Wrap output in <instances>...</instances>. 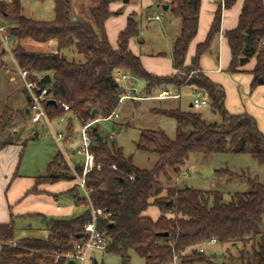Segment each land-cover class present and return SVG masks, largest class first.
<instances>
[{
	"label": "trees",
	"instance_id": "trees-1",
	"mask_svg": "<svg viewBox=\"0 0 264 264\" xmlns=\"http://www.w3.org/2000/svg\"><path fill=\"white\" fill-rule=\"evenodd\" d=\"M51 1L55 15L51 21L25 17L17 1L10 4L0 2V19L10 26L16 41L13 57L17 65L37 76L50 77V84H47L49 96L55 103H44L50 120L64 114L62 104L69 106L81 125L109 117L117 109L123 90L114 79L116 71L144 81L146 97H153L169 87L180 90L191 86L204 94L212 113L219 117L215 122H207L200 113L192 111L152 109L155 115L174 121L175 138L170 140L162 130L140 132L136 150L157 156L150 170L137 168L132 158L125 157L120 148L109 146L104 138L97 141L94 135L91 151L100 170L89 172L85 185L91 190L92 207L106 215L98 220V229L108 238L105 251L119 255L122 264H130V251L145 264H172L176 258L186 264L204 260L203 253L196 251L187 262L184 261L186 256L182 255L211 238L220 244H236L260 236L259 251L248 255L245 264H264V234L260 232L264 219V184L250 180L246 192L237 193L225 202L219 192L178 189L172 182L192 154H248L257 163L264 164V135L255 119L246 113L227 112L223 87L212 82L199 69L200 57L209 50L220 32L222 11L230 9L236 0H223L219 5L207 37L197 45L189 66H185V59L197 32L200 0H169L166 5L170 14L181 21V29L172 49L173 67L178 73L167 77L149 74L139 57L129 50V41L138 35L133 19H129L126 29L119 34L117 48L109 44L104 23L116 15L108 7L118 0H99V4L90 9L93 25L71 20L69 0ZM249 28L251 34L246 33ZM225 38L231 52L228 71L239 72L238 68L255 58V66L250 72L253 77L251 88L261 84L260 80L264 85V0H245L238 26L227 31ZM23 40L55 42L57 50L55 53L30 52L20 44ZM72 47L83 56V62L68 61L63 55L64 50ZM93 110L94 116L91 114ZM17 118L18 113L12 109L2 111L0 149L16 143L13 129ZM70 133L68 127L67 134ZM74 180L70 168L58 154L48 165L45 175L36 181L35 187L40 183ZM35 187L29 194L37 192ZM76 191V187L69 190L78 198ZM79 200L87 210L68 220H48L50 235L46 240H23L17 247H12L13 222L0 224V264H52L50 255L53 252L73 249L79 240L77 235L83 233L90 220L87 201L84 198ZM150 206L160 211L156 220L144 215ZM25 249L35 254L24 257Z\"/></svg>",
	"mask_w": 264,
	"mask_h": 264
},
{
	"label": "rangeland",
	"instance_id": "rangeland-1",
	"mask_svg": "<svg viewBox=\"0 0 264 264\" xmlns=\"http://www.w3.org/2000/svg\"><path fill=\"white\" fill-rule=\"evenodd\" d=\"M16 1L22 6L23 14L27 18L36 21H51L55 17L54 4L51 0H46L44 2H38L36 0H0V2L9 4ZM69 1L71 6V20L93 25L90 9L92 6H97L99 0ZM120 3L121 10L118 14L122 15L123 7H128L130 5V0L128 3H123L120 0ZM156 6L158 8L157 3ZM159 10H161L160 7ZM151 24H155V22ZM163 29L166 32V28ZM20 44L28 51L34 53H49L51 52V48H56L55 42L37 43L30 40H23ZM63 55L68 61L83 62L84 60L83 56L79 55L73 47L64 50ZM11 78H14L15 82H11ZM127 85V82L123 81L121 83L123 88H121L126 90V87L129 86ZM192 88L193 87H189V89L181 91V101L179 103L181 111H192V109L189 108V104L192 102L194 95V92L191 91ZM134 89L137 93H145L144 83L140 80L134 85ZM25 96L23 84L15 73L12 60L7 54L0 55V115L6 108H15V112L18 113L16 126H18V131L21 133V139L27 140L25 155H28L27 157H29V160L33 158L37 160L39 164L43 163V166H45L43 170L45 172L47 164H49L57 154H60L62 160L66 162L63 152L60 150L59 146L55 144L52 136V131L55 133L63 131L66 125L64 123L59 124L56 118L50 120V127L45 123L32 124L28 115L25 114V108L28 104L27 97L25 99ZM22 105L24 108H22ZM157 105H160L157 100L141 103L124 100L118 111V120H102L96 123L94 127L98 128L100 135L106 139L109 146L114 145L116 148H120L125 157L132 158V162L137 168L150 170L156 163L157 156L156 154L136 150V142L138 141L140 132L142 130H162L170 140L175 138L174 121L166 117L155 115L152 112V108ZM197 111L207 122H215L219 119L218 115L212 113L209 105ZM71 124L70 141H65L63 147L69 159L74 162L77 160L82 161L83 156L77 154L80 143L81 125L75 119H72ZM36 132L39 133L38 137L35 136ZM24 141L22 142L24 143ZM207 170L211 172L205 174ZM250 180H255L259 184H264V164L257 163L248 154L218 153L212 155H190L184 167L181 168L179 175H175L172 182L178 189L188 187L198 191L219 192L223 195L225 202H228L235 194L246 192L249 188ZM162 182L166 184L163 179ZM77 191L78 198L83 199L82 191L79 188H77ZM59 203L64 206L67 205L63 200H60ZM77 212L79 211L75 210L72 214H76ZM144 215L150 217L152 220H156L160 216V211L157 207L150 206L144 212ZM27 224H31V230H25V225ZM42 229L38 220L35 222L32 220L23 221L22 226L20 225L18 227L15 235L20 237L22 234H27L28 236H33V238L45 239L47 238V232L45 229ZM260 232L264 234V219L260 225ZM260 242V236H258L254 240L244 243H217L213 246H204V260L186 264H245L248 255L252 256L255 252L259 251ZM20 244V241H13L11 245L12 247H17ZM198 250V246L188 249L182 255L186 256L184 261H189L193 251L199 252ZM23 251L25 252L23 255L24 257H32V255L35 254V252L28 251L27 249ZM93 254L99 260V264H122L121 258L117 254L108 253L105 250L96 251ZM128 256L130 258V264H145L144 260L134 252L130 251ZM172 264H181V259L176 258Z\"/></svg>",
	"mask_w": 264,
	"mask_h": 264
},
{
	"label": "crops",
	"instance_id": "crops-1",
	"mask_svg": "<svg viewBox=\"0 0 264 264\" xmlns=\"http://www.w3.org/2000/svg\"><path fill=\"white\" fill-rule=\"evenodd\" d=\"M244 1L236 0L230 9L222 11L220 32L214 37L209 50L200 57L199 69L212 82L223 87L225 91L224 107L226 111L230 114L246 113L250 115L255 119L259 131L264 135V85L259 84L254 89L251 88L253 77L250 72L255 66V58L250 59L245 66L238 68L239 72L230 73L228 71L231 62V52L225 38V33L238 26L239 14ZM168 2L169 0H130V5L126 8L123 7L121 15L118 14L121 10V3L118 0L109 4L108 7L109 11L116 13V15L108 18L104 23L107 40L111 47L116 49L119 34L126 29L130 18L134 20L138 28V35L129 41V50L139 57L145 71L157 77H167L178 73L173 67L172 49L181 29V21L170 14L169 6L166 5ZM156 3L158 4V8ZM221 4H223V0H200L197 32L188 47L185 66H189L192 63L197 45L206 39L215 12ZM164 6H167V10L163 9ZM159 7L161 10H159ZM160 14H162V17L156 20L155 17ZM152 22H155V24H151ZM163 28H166V32ZM51 52L55 53L56 48H51ZM11 82H15L14 78H11ZM142 82L144 83V81ZM127 84L129 86L127 85L126 89L129 87L134 89L135 84ZM189 87L191 88V86ZM189 87L185 86L180 90L173 89L172 87L162 89L168 90L172 94H177L179 97L157 100L160 105L154 106L152 109H179L181 111V107L179 106L181 91L189 89ZM191 91L195 95L197 90L192 88ZM139 94L145 95V93ZM150 100L156 99L144 100L140 101V103L149 102ZM22 108H24L23 105ZM27 108L28 104L25 111L28 110ZM189 108L192 109V102H190ZM10 109L16 111L14 107ZM17 109L19 110L18 106ZM192 112L198 113L194 109H192ZM72 119L77 120L72 113H67L64 123L66 125L65 129L60 131L66 134L64 142L70 141L71 133L67 134V130L68 127H72ZM59 124L61 123L59 122ZM95 129L94 135L97 133L103 139L98 128L95 127ZM13 132L17 140L16 143L0 149V224L13 222L14 242L28 239L46 240L50 235L47 225L48 220H68L79 217L87 210V206L78 198H75L73 192H69L73 187L78 188L76 179L74 181H59L56 183H40L35 187L36 181L46 173L43 170L45 166H43V163L39 164L37 160L31 157L29 160L28 155H25L27 140L21 139L18 126L13 129ZM53 133L55 132L52 131L54 140ZM35 136L38 137L39 133L36 132ZM70 161L76 167L81 162L78 160L74 162L71 159ZM49 164H47V167ZM65 164L68 166L66 162ZM34 187L37 192L29 194V191ZM76 196L78 197V191H76ZM60 200H63L67 205H61L59 203ZM75 210L79 212L72 214ZM28 220L34 222L38 220L40 227L47 232V238H33V236H28L27 234L17 237L15 233L18 227L22 226L23 221ZM31 229V224L25 225V230ZM95 259L99 264V260L96 257Z\"/></svg>",
	"mask_w": 264,
	"mask_h": 264
},
{
	"label": "built area",
	"instance_id": "built-area-1",
	"mask_svg": "<svg viewBox=\"0 0 264 264\" xmlns=\"http://www.w3.org/2000/svg\"><path fill=\"white\" fill-rule=\"evenodd\" d=\"M162 14L156 16L155 19L159 20ZM264 44V43H262ZM16 46V41L13 39L10 26L5 24L0 19V55L7 54L13 62L15 67V73L23 84L24 91L28 100V117L32 124L45 123L50 127V119L44 108V103L52 100L49 96V88L47 84L41 82L42 76H37L30 72L20 68L14 57L13 49ZM115 81L120 85L123 81L129 82L130 76L121 71H116L114 74ZM132 85V84H131ZM179 95L172 94L168 90H162L156 93L153 97H146L137 93L133 88L129 87L126 90H122L118 101L117 109L107 118H98L91 122L81 125L80 129V143L77 150V154L83 156L82 161L76 167L70 159L66 156L63 147V142L66 134L64 132L53 133L54 140L59 146L60 150L66 159V163L71 169L77 181V187L82 191L83 198L87 201L88 209L90 210V220L86 223L82 238H80L74 245L73 249L69 251L53 252L50 256L52 264H98L95 260L94 252L104 251L108 245L107 236L98 229V220L100 218H106V215L102 210H95L90 203L91 190L85 185V178L89 172L94 169L100 170V166L96 165L95 157L91 151L94 139V126L96 123L106 120L112 121L118 119V109L124 100L132 101H144L149 99L165 100L170 98H178ZM208 106V100L203 96L202 92L197 90L192 101V109L199 110L200 108ZM64 114L56 117L58 122L65 123L67 113H71L68 105L62 104ZM78 168L80 170H78ZM113 169L115 167L113 166ZM133 178L132 176L130 177ZM217 244L215 238H211L207 242L200 244L199 253H204V246H213Z\"/></svg>",
	"mask_w": 264,
	"mask_h": 264
},
{
	"label": "water",
	"instance_id": "water-1",
	"mask_svg": "<svg viewBox=\"0 0 264 264\" xmlns=\"http://www.w3.org/2000/svg\"><path fill=\"white\" fill-rule=\"evenodd\" d=\"M121 1H122L123 3H128L129 0H121ZM163 9H164V10H167V6H164ZM246 33H247V34H251V33H252V29L249 28V29L246 31ZM41 82H42L43 84H50V77H49L48 75H44V76L42 77V79H41ZM129 82H130L131 84H136L137 81H136L135 78L131 77V78L129 79ZM260 83L262 84L263 82L260 80ZM49 103L54 104L55 102H54L53 100H50ZM25 113L27 114V113H28V110H26ZM91 114H92V116H94V115H95V110H93ZM93 131L96 132V129H94ZM95 137H96L97 141H102V138H101L97 133H95ZM207 172H211V171H210V170H207V171H205V174H206ZM185 188H188V187H185ZM170 203H171V202H170ZM77 238H78V239L82 238V233H81V234H78V235H77ZM69 264H73V263L70 262Z\"/></svg>",
	"mask_w": 264,
	"mask_h": 264
}]
</instances>
